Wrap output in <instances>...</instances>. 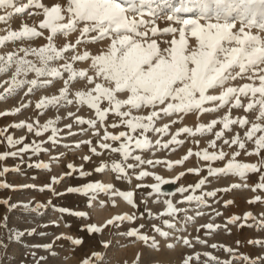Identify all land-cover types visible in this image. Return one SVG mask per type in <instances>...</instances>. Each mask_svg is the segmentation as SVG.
<instances>
[{
    "label": "rangeland",
    "instance_id": "1",
    "mask_svg": "<svg viewBox=\"0 0 264 264\" xmlns=\"http://www.w3.org/2000/svg\"><path fill=\"white\" fill-rule=\"evenodd\" d=\"M35 2L42 3L46 7L67 6V0H35ZM28 3L29 0H17L18 6ZM121 3L137 14L138 21L154 20L155 25L161 30L166 27L177 29L180 27L179 24L170 22L166 13L149 16L156 12L153 5L167 6L171 11L178 9L183 0H121ZM4 14V11L0 10V15ZM132 15L129 13L130 17ZM44 19L42 9L29 7L26 8L25 13L13 14L6 22H0V39L9 32L21 31L25 26L35 28L41 33L39 37L33 39L25 37L14 42L5 41L0 44V56L6 61L10 53L24 57L25 54L21 49L47 46L50 32L39 27ZM236 28L239 29V24ZM74 39L75 37L72 38L73 42ZM155 39L162 48H165L169 46L167 42L171 37L161 35ZM53 42L59 45L66 41L57 34ZM108 46L107 42H100L87 47L80 46L78 52L82 54L88 51L92 56L98 51H106ZM65 55L67 57L69 54ZM25 58L38 66L39 62L35 56L29 55ZM64 62H59L61 69ZM74 67L90 76L95 75L89 61L74 62ZM13 74L12 72L0 74V97H4L0 100V132L22 140L23 144L17 147L43 142L42 147L50 151L48 153L41 151L39 155L27 153L24 155L23 163L19 158L0 161V170L5 167L9 169L7 173L0 175V183L9 185L8 188L0 189V264H83L85 260L91 261V264H186V262L187 264H253L256 261L264 264V227H261L264 225V190L256 187L260 183L261 175L264 174V166H262L264 150L259 155L251 154L256 151L254 142L245 140V134L253 123H264L258 120V106L251 111H245L244 108L229 110V107H225L212 114L162 118L157 122V127L168 125V134L149 133L153 143L156 139H160L162 143L169 142L172 136L184 127H189L195 132L201 124L207 126L212 120L220 119L226 114L232 119H247L248 124L243 128L238 124L232 125L231 130L225 132L222 140L216 141L215 149L209 147L211 141L215 139L213 134L189 136L181 133L177 137L179 143L170 144L168 149L137 151L135 154L141 155L142 158L160 160L161 164L143 165L135 169L126 167L128 177L121 179L109 170L102 173L93 170L103 166L105 162L110 168L112 162L127 165L135 164L136 161L131 158L129 161H124L120 154L100 149L99 137L94 131L84 132L81 129H87L88 126L77 125L75 122L77 118L85 120L95 118L94 111L87 105H79L75 98V92L90 90L92 85H87L84 81L73 82L69 85V98L73 100L72 104L65 105L59 110L55 107L36 109L35 105L40 100L59 96L64 88V81L48 78L45 87L32 93H29L25 87L9 95L6 90L10 86ZM63 75L66 78V74ZM34 78V74L31 73L27 76L28 80ZM245 83L251 81L247 78H238L233 82V86H243ZM240 99L245 106L249 102L248 97ZM57 119L59 123L55 126L59 129L60 143L56 147L48 143L50 133L36 137L28 133L27 129L13 127L15 124L32 123L35 128L43 126L49 120ZM67 125H71V128ZM108 130L118 133L126 129L121 127ZM220 130H222L221 125L214 128V131ZM100 135H103L102 130ZM235 136H239L245 142L244 150H240L238 146L223 144V139L231 140ZM89 140L97 147V152H103L102 155L93 156L87 144H81L79 149L75 147L77 143ZM14 150L16 149H9L4 136H0V155ZM204 150L225 152V160L212 162L213 167L226 166L233 154L239 152L235 157L237 162L256 165L259 170L249 173L246 180L233 176L219 179L210 177L207 174L208 162L195 155ZM189 152L193 155L184 160ZM50 156L59 159L50 160ZM85 156H90V160L85 162L83 159ZM182 160H184L182 164L176 163ZM165 162L171 163L173 167H167ZM35 163L50 164V170L43 171L28 166ZM70 163L78 169L83 167L85 171H91L93 174L86 179L77 178L78 173L65 175L69 171L67 165ZM14 168L19 171H14ZM141 170L149 172L150 175L143 180H137L136 176ZM155 176H160L161 181L167 183L158 184L154 179ZM53 177L60 181L53 187L57 192L64 193L63 195L55 196L51 191L39 190L40 187L49 185ZM200 179H205L206 183L202 188L195 189ZM93 181L111 185L117 192L132 191L135 206H130L122 197L112 196L110 193H101L92 200L90 197L67 191L69 188ZM154 187H159V193L153 191ZM182 187L187 191L180 193L179 189ZM209 191H215L217 196L204 197L206 207L186 200L189 195L204 196V193ZM257 197H260L259 201L256 200ZM167 201H171L173 207L178 209L174 217L163 215L167 211ZM49 202L56 206L55 210ZM59 209H66L67 212L62 213ZM73 213H83V218ZM133 214L137 218L132 223L121 222L118 227L107 223L118 215ZM189 217L192 219L189 220ZM233 217H236L235 224L229 222ZM165 220L173 223L175 227L169 229L163 223ZM208 224L214 226L213 231L207 229ZM91 227L99 228L100 232L90 233L88 229ZM156 227L168 232L169 237H161L155 232ZM131 230L147 235L148 242L127 236L126 232ZM17 232L22 233L18 239ZM75 239H81L82 243L74 245L71 241ZM184 239L189 241L188 245L183 243ZM153 240L155 244L152 243ZM45 246L50 248L46 250ZM97 256L101 259L96 260Z\"/></svg>",
    "mask_w": 264,
    "mask_h": 264
},
{
    "label": "snow or ice",
    "instance_id": "2",
    "mask_svg": "<svg viewBox=\"0 0 264 264\" xmlns=\"http://www.w3.org/2000/svg\"><path fill=\"white\" fill-rule=\"evenodd\" d=\"M29 7L42 9L45 19L39 27L50 32L48 44L45 47L21 49L25 54L24 57L10 53L5 61V58L0 56V74L14 73L6 91L12 95L26 87L27 91L32 93L34 90L45 87L48 78L63 80L64 88L59 96L42 99L35 105L36 109L55 107L59 110L73 103V100L69 98L71 83L84 81L87 85H92L90 90L75 92V98L79 105H87L94 111L95 118L87 120L77 118L76 124L87 125V129H81L84 132L94 131V134L99 137L100 149L120 154L124 161H129L130 158L136 161L135 164L127 165L112 162L110 168L105 162L103 166L93 170L96 173L109 170L121 179H127L126 167L135 169L143 165L161 164L160 160L142 158L141 155L135 154L137 151L168 149L170 144L179 143L177 137L181 133L189 136L213 134L215 139L211 141L209 147L215 149L216 141L222 140L225 132L230 131L232 125L238 124L243 128L248 124L247 119H232L226 114L220 119L212 120L207 126L201 124L195 132L189 127H184L173 135L169 142L162 143L160 139H156L153 143L149 133L168 134V125L157 127V122L162 118H171L176 115L182 117L188 114H212L225 107H229V110L244 108L245 111H251L258 106V120L264 121V0H183L178 9L171 11L167 6L153 5L156 12L149 17L166 13L170 22L180 25L178 29L166 27L163 30L155 25L154 20L140 19L138 21L137 14L123 5L121 0H67L66 7L60 5L46 7L42 3H36L35 0H29L27 5L18 6L17 0H0V10L5 13L0 15V22H6L13 14L25 13L26 8ZM129 13L133 15L130 17ZM237 24H239L238 30ZM57 34L66 42L55 44L53 41ZM40 35L41 33L35 28L25 26L19 32H9L0 39V44L25 37L33 39ZM161 35L171 37L167 42L168 47L162 48L155 39ZM73 37H75L74 42ZM100 42L109 44L106 51H98L92 56L88 51L82 54L78 52L80 46L87 47ZM65 54L69 55L66 57ZM29 55L37 58L38 66L25 58ZM61 61H65L62 69L59 65ZM83 61L90 62L94 76L88 75L83 70L78 71L74 67V62ZM30 73L34 74L35 78L28 80L27 76ZM63 74H66V78ZM238 78H247L251 83L233 86V82ZM241 97L249 98L246 106L241 103ZM3 99L4 97H0V100ZM58 123L59 119L49 120L43 126L35 128L32 123L15 124L13 127L27 129L28 133L36 137H40L43 133H50L48 143L56 147L60 143L59 129L55 126ZM217 125H221L222 130L214 131ZM67 127L71 128V125ZM121 127L126 130H120L118 133L108 130ZM0 136H4L9 149H16L0 155V161L19 158L23 163L24 155L27 153L39 155L41 151L45 153L50 151L42 147L43 142H33L17 147L23 144L22 140L14 139L12 135H5L3 132H0ZM245 140L254 142L256 151L251 154L259 155L264 150V123H253L245 134ZM109 141L111 143H108ZM81 144H87L93 156L103 154V152H97V147L93 146L90 140L77 143L75 147L79 149ZM114 144L118 146H113ZM223 144L238 146L240 150L245 149V142L239 136L231 140L223 139ZM192 155L193 153L189 152L184 160ZM195 155L208 162V176L217 179L233 176L246 180L249 173L259 170L256 165L237 162L235 157L239 155V152L234 153L223 167L212 166V162L225 160L226 154L223 150L219 152L204 150ZM90 158V156L83 157L85 162ZM58 159L59 157L50 156V160ZM184 160L176 163L182 164ZM165 163L167 167H173L171 163ZM28 166L43 171L50 170V164L47 163H35ZM67 167L69 171L65 175L78 173L79 179H86L93 174L91 171H85L83 167L78 169L71 163ZM13 170L19 171L15 168ZM8 171L9 169L5 167L0 170V175ZM149 175V172L141 170L136 179L143 180ZM154 179L158 184L167 183V181H161L160 176H155ZM59 182L58 178L53 177L49 185L40 187L39 190L51 191L55 196L63 195L64 193L57 192L53 187ZM205 183V179H200L195 189L202 188ZM8 187L7 183H0V189ZM256 187L264 190V174L261 175L260 183ZM67 191L90 197L92 200L101 193H110L112 196L122 197L130 206H135L132 191L117 192L111 185L94 181L69 188ZM153 191L159 193V187H154ZM179 191L184 193L187 189L182 187ZM216 196L215 191H209L204 193V196L189 195L186 200L206 207L204 197ZM256 200L259 201L260 197ZM49 204L51 205V202ZM51 207L56 209L55 205ZM166 207L167 211L163 215L174 217L178 209L173 207L171 201L166 202ZM59 210L62 213L67 212L66 209ZM73 214L83 218V213ZM136 218L135 214L118 215L107 223L118 227L121 222L132 223ZM229 222L235 224L236 217ZM163 223L169 229L175 227L168 220ZM206 227L209 231L214 230L212 224ZM88 231L98 233L100 229L91 227ZM155 232L161 237H169V233L162 231L160 227H156ZM21 235L22 233L17 232L16 238L18 239ZM126 235L145 243L149 240L147 235H142L135 230L127 231ZM71 243L80 245L82 241L75 239ZM152 243L155 244V241L153 240ZM183 243L188 245L189 241L184 239ZM45 248L47 250L50 246ZM95 259L101 258L97 256ZM83 264H91V261L85 260ZM253 264H259V262L256 261Z\"/></svg>",
    "mask_w": 264,
    "mask_h": 264
}]
</instances>
